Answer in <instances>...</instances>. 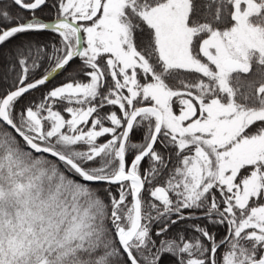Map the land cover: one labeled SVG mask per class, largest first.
Returning a JSON list of instances; mask_svg holds the SVG:
<instances>
[{
    "label": "snow or ice",
    "instance_id": "obj_1",
    "mask_svg": "<svg viewBox=\"0 0 264 264\" xmlns=\"http://www.w3.org/2000/svg\"><path fill=\"white\" fill-rule=\"evenodd\" d=\"M0 264H264V0H0Z\"/></svg>",
    "mask_w": 264,
    "mask_h": 264
},
{
    "label": "trees",
    "instance_id": "obj_2",
    "mask_svg": "<svg viewBox=\"0 0 264 264\" xmlns=\"http://www.w3.org/2000/svg\"><path fill=\"white\" fill-rule=\"evenodd\" d=\"M57 80H59V77H57ZM55 82V81H54Z\"/></svg>",
    "mask_w": 264,
    "mask_h": 264
}]
</instances>
